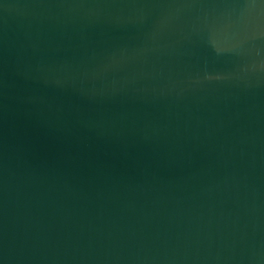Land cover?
<instances>
[{"label":"water","instance_id":"obj_1","mask_svg":"<svg viewBox=\"0 0 264 264\" xmlns=\"http://www.w3.org/2000/svg\"><path fill=\"white\" fill-rule=\"evenodd\" d=\"M0 264H264V0H0Z\"/></svg>","mask_w":264,"mask_h":264}]
</instances>
